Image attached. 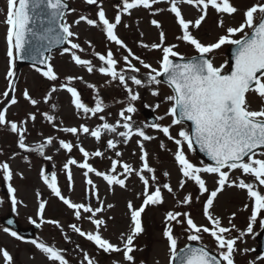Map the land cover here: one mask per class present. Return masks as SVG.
<instances>
[{
	"label": "snow or ice",
	"instance_id": "snow-or-ice-1",
	"mask_svg": "<svg viewBox=\"0 0 264 264\" xmlns=\"http://www.w3.org/2000/svg\"><path fill=\"white\" fill-rule=\"evenodd\" d=\"M161 2H164V0H123L122 12L130 15L131 10L143 7L152 11V14L155 15L167 10L174 14L176 23L181 30V35L177 39L193 46L198 55L185 58L175 50L178 45H165L166 37L162 30V24L160 21L152 19L151 24L157 29H161L159 32L160 42L147 44L141 41L139 46L162 52L161 58L157 61L159 67H153L152 64L135 55L131 48L117 35L116 28L122 22L120 13L115 16L114 22H110L98 0H85L87 5L98 7L97 18L81 15L74 23L78 25L83 21L89 26L100 27L109 42H114L120 48L126 50L127 54L122 57L125 68L120 71H117L119 62L114 58L111 49L107 50L106 55L98 52L94 55L101 62V66L98 68L99 73L110 77L112 80H118L126 89L130 102L126 108L120 110V119L115 123L107 122L106 117L100 115L99 120L103 123L94 130L83 123L79 127L58 128V131L73 136H77L79 133L90 134L97 142L101 140L102 130L116 133L123 138L125 144L133 136H136L139 138L137 145L140 152L139 159L142 162L141 167L136 169L128 163L121 164L120 160H111L109 172L99 171L89 163V158L93 156L103 157L104 153L102 151L89 152L79 143L74 145L71 141L60 139L58 142L59 149L71 153L74 147H78L84 158L83 162L79 164L76 159L69 158L63 165L64 169L67 170L69 186L71 187L72 184V173L69 166L78 164V167L84 170L83 175L86 178L87 185L91 186L89 199L91 196H95L98 206L93 207L90 203H74L70 198L62 195L55 172L49 176L41 170L40 177L51 190V193L59 198L68 209L73 210L77 220L82 219L83 214H88L87 219L95 226L94 231L86 232L73 223L69 227L74 233L92 242L98 250H102L104 253L122 254L124 264H137L133 253L143 249H137L134 241L145 231L141 214L148 206H158L164 203L163 190H167L169 194H172L174 190L170 183L160 184L157 181L156 169L149 165V153L144 142L152 141L156 137L147 134L143 128L134 129L131 124V114L136 112V108L131 101L138 100L140 96L138 92H133L127 81L130 79L132 84L137 86L145 85V81L136 75L140 73L141 69L133 63V60H135L147 70L148 85L166 83L172 89V94L165 98L166 101L171 102V107L165 114L173 117L171 125L152 123L148 127L162 133L167 140L174 142L176 150L173 157L179 166L182 177L178 182L179 189H184L187 182L191 181L198 187L200 195L208 194L203 204V215L209 221L210 227L197 225L190 212H166L163 236L168 242L170 264H235L234 255L238 251L237 241L245 235L253 233L254 224L260 214L264 212V193L259 190L261 186H264V151L259 152V154L256 151L257 149H264V105L258 110H253L247 100L249 93H255L261 101H264V0H260V2L247 8L243 13V22L239 26L227 27L225 34L220 35L215 42L208 44L202 43L196 38L191 29L201 27L202 22L208 15L209 8L215 10L218 14L232 15L236 13L238 9L232 4L231 0H166L169 5L167 9L156 8L153 10V5ZM181 4L194 6L201 14L194 21L187 20L182 14ZM67 7L64 0H7V12L4 22L7 26L6 42L9 68L6 78L8 79L9 89L15 90V65L17 60H31L36 72L40 73L43 78L52 82L59 80L56 71L49 63L50 57L45 55L46 52L51 51L53 44L67 43L70 47H65L63 51L71 54V60L76 65L86 68L88 73L94 71L93 61L84 59L77 54V51H84L80 43L73 42L74 38L78 39V33L72 31L71 24L63 22ZM45 9L50 10V12L46 13ZM72 11H75V9H72ZM37 20L41 25L47 23L48 26L42 28V30H36L33 25ZM218 27H224L222 19L218 21ZM237 34L242 35H240V38H235ZM85 43L91 46L90 41H85ZM224 45L235 46L232 52L234 63L228 71H225L227 62L217 67L208 55ZM176 58H179V61L182 62H177ZM37 65H44L45 67L42 69ZM125 71L135 74L126 78ZM160 77L164 79L161 80ZM82 79L79 76L69 75L66 77L65 82L60 83L58 87L53 83L42 97L43 102L45 104L49 103L54 93L64 90L70 94V102L77 114L97 116L98 113L104 112L106 105L99 94L95 98L94 106H89L83 101L80 92L73 84V81ZM88 87L95 88V85L89 84ZM3 95L8 97L9 92L5 91ZM22 95L34 107L41 102L33 98L27 89L23 91ZM152 95L159 96V90H153ZM16 103L18 101L13 95L11 104L15 105ZM159 106V104L155 105L156 108H159ZM51 107L55 109L56 105L52 104ZM6 112V108L0 110V126L9 127L10 131L17 135L18 148L26 152H38L45 160H51V156L45 155V148L54 143L52 136L47 137L35 147H30L25 142V133L28 131L27 124L29 121H36L37 113H28L23 120L17 122L14 120L9 121L6 118ZM41 115L46 121L55 126L53 115L48 114V112H43ZM158 119L163 120L164 117L161 116ZM121 121L123 122L121 123ZM184 121L191 122V129L182 126L177 135L173 136L170 130L171 127L182 125ZM121 127L124 131L117 132V129ZM118 143V141L108 139L107 148L116 149ZM185 145L189 151L194 150V145H198L199 150L205 153L213 163L204 164L201 162L199 166L194 164L185 152ZM160 148L166 149L163 141L160 142ZM115 155L120 157L122 153L116 152ZM118 165L122 167L123 171L116 174ZM0 170L3 172V179L10 182L13 172L9 164L6 162L0 163ZM234 170H240L242 176L253 177L254 181L258 183L246 182L242 177L230 178V174ZM89 173H95L96 176L102 177L109 186L118 185L121 188H126V181L133 175L138 177L143 184V191L140 194L143 197L142 204L137 208L132 201L127 202V209L130 213V231L120 234L119 243H113L101 234V228L107 225L106 220L98 217L97 214L103 213L105 207L104 202L99 198L98 190L92 179L88 178ZM146 174H151V176L149 177ZM203 174H214L217 177V186L214 190L210 191L208 189ZM163 175L167 177L169 173L164 172ZM21 178H23L22 173ZM153 185H155L154 190H151ZM226 186L246 190L247 196L253 201L246 230L237 229L236 225L232 223L235 213H232L229 217L230 226L225 227L222 225L221 218L214 216L210 211L218 194L222 193ZM8 192L12 194L11 202L13 210H15L18 201L15 197L16 189L12 187L11 183L8 185ZM37 195L39 196L40 193L38 192ZM195 199L199 200V196ZM192 202L193 196L191 193L184 195L183 199L177 200L179 205L190 206ZM46 203V201L41 200L38 205V214L41 221L61 228L62 225L57 220H43ZM113 207L112 204L107 205L108 209ZM248 207L246 204L244 206L245 210ZM109 219H112V217H109ZM31 222L40 227V224H37L35 220ZM172 222L181 225L186 224L185 231L188 233V241H200L202 240V234H209L214 239L218 256L211 254L204 246L193 247L189 244L184 248H178ZM259 222L264 227V218H261ZM8 223L11 224L12 221ZM4 231L9 232L10 230L5 228ZM233 231L239 234L232 236ZM10 234L18 240L22 239L15 231H11ZM30 243L45 254L52 261V264H57V262L58 264H69L57 248L36 239L30 241ZM248 251L250 250L243 249L244 253ZM0 255H2L5 264H14L13 257L7 250H2ZM83 260L86 264H98V261L91 258L86 252ZM112 264H122V262L113 260ZM139 264H144V261H140ZM251 264H254V262H251Z\"/></svg>",
	"mask_w": 264,
	"mask_h": 264
},
{
	"label": "rangeland",
	"instance_id": "rangeland-1",
	"mask_svg": "<svg viewBox=\"0 0 264 264\" xmlns=\"http://www.w3.org/2000/svg\"><path fill=\"white\" fill-rule=\"evenodd\" d=\"M73 4L71 14L67 17V23L72 25V31L78 33V39L74 38L73 42L81 44L84 48L83 52L77 51V54L84 59H91L93 61L94 71L88 73L86 68L76 65L71 60V54L66 53L63 50L54 51L50 54L49 63L56 71L59 80L57 82L48 81L43 78L42 75L36 72L35 68L29 66H19L16 62L15 65V90L8 88V79L6 73L9 68V62L7 57V42L6 33L7 26L5 24L6 12H7V0H0V110L7 109L6 118L9 121H21L25 118L26 114L35 112L37 113V119L35 122L29 121L27 124L28 131L25 133L26 144L30 147L42 143L47 137L52 136L54 143L48 145L45 148V155L51 156V160H45L38 152H26L18 148V137L16 134L10 131L9 127L0 126V163H8L12 172V180L5 181L3 179V172L0 170V252L7 250L13 257L14 264H52L45 254L38 250L30 241L36 239L38 241L45 242L49 246H53L61 251L65 256V259L69 264H86L83 260L84 253L94 260L98 261V264H112L113 260H119L124 264L122 254L117 253H104L102 250H98L97 247L87 239L80 237L79 234L74 233L69 225L75 223L83 231H94L95 226L87 219L88 214H83V218L77 220L73 210L67 208L59 198L55 197L51 190L43 183L40 177V172L43 170L47 175L55 172L57 176L58 186L61 189L62 195L70 198L74 203H90L93 207L98 206V201L95 196H91L89 199V190L91 186L87 185L86 178L83 175L84 170L78 167L79 163L83 162V155L79 152L78 147H74L71 153L66 150L59 149V140L65 139L73 142V144L79 143L86 151L93 152L100 150L104 153L103 157H90L89 163L93 165L99 171L109 172L111 168V160H120L122 163H128L133 168L139 169L142 162L139 159V148L137 145L136 136H133L126 144L123 142V138L116 133H111L102 130L101 140L97 142L90 134L79 133L77 136H73L68 133L58 131L59 127H79L80 124H85L90 129H95L103 121L99 120L100 115L106 117L107 122L115 123L120 119L119 112L122 108H126L129 104V97L126 89L119 83L118 80H112L110 77H106L99 73L98 68L101 66L98 57L94 53L106 55L107 50L111 49L114 53V58L118 60L117 71L125 68L122 57L127 54L125 49L120 48L114 42L105 43L102 39H98V32L100 27H92L81 21L80 24L74 22L81 16H89L95 14L98 11L96 5H87L85 0H69ZM99 4L108 12H113L112 5L116 0H98ZM103 1V2H102ZM107 1V2H106ZM166 1V0H165ZM232 4L238 9V11L232 15L218 14L213 9L209 8L206 19L202 22L199 29L192 28L193 35L198 38L202 43H213L220 36L225 34V30L229 26H239L243 22V13L247 8L253 4L260 2V0H231ZM123 3V0H117V7ZM182 14L187 20H195L201 14L197 8H192L187 4H181ZM169 5L167 2L162 4L153 5V10L156 8L167 9ZM116 13V10H115ZM131 18L126 22L127 27H121L123 32L120 33L121 39L131 48L132 52H140L147 59L144 60L153 67H159L157 61L161 58L162 52L159 50H150L141 47L142 51L136 50L141 41L143 43H159V32L161 29H157L151 24L152 19H156L161 22L162 30L165 33V45L176 44L178 47L175 49L182 56L197 54L194 47L178 40L177 37L181 35V30L176 23L174 14H171L167 10L163 12L152 14V11L145 10L143 7L133 9L130 12ZM222 19L224 21V27H218V21ZM133 23H137L134 24ZM133 26H128V25ZM119 31V28H118ZM247 31V29H246ZM237 34L235 38H240ZM103 38H105L103 36ZM85 41H90L89 46ZM230 45H224L220 49L215 50L209 55L215 66L219 67L227 62L225 71L229 69L227 52ZM70 47V45H69ZM136 67L141 69L139 74H136L138 78L145 81L144 86H137L132 84L129 79L128 86L133 92H138L140 98L136 101H131L136 108V112L132 113L131 124L134 129L143 128L144 131L156 139L152 141H145L146 150L149 153V165L156 169L157 181L160 184L170 183L173 187V193L169 194L167 190H163L164 203L158 206H148L141 214L144 233L136 238L134 244L137 250L133 253L136 258L137 264L140 261H144V264H170V252L168 249V242L163 236L165 228V214L168 211H187L190 212L191 217L197 223V225L211 226L207 218L203 215V204L206 200L207 193L200 195L198 187L191 181L187 182L184 189H179L178 182L180 181L181 174L179 172V166L174 161L173 153L176 150L174 142L167 140L162 133L148 127L150 125L147 122L145 114L147 112H153L157 118V123L162 125H171L173 119L170 115H165L168 109L171 107V102L166 101V97L172 94V90L164 83L160 85H148L146 71L138 62L133 60ZM126 78L135 74L130 71L124 72ZM79 76L82 80L73 81L74 86L80 92L82 99L89 106H94L95 98L97 94L103 99L106 105L104 112L98 113L97 116H84L82 113L77 114L73 105L70 102V94L64 90L57 91L52 95V99L49 103L45 104L42 97L49 90L50 86L55 83L57 87L60 83H64L67 76ZM162 80V77H160ZM95 85V88H89L88 85ZM27 89L29 94L41 101L37 106H32L28 101L23 98V91ZM159 90V96H153V90ZM169 89V90H168ZM9 92V96L5 97L3 93ZM15 96L18 103L11 104V97ZM247 100L253 110H258L264 101L255 94L249 93ZM52 104L56 105V108L51 107ZM159 104V108L155 105ZM48 112V114L55 117V126L52 123L46 121L41 113ZM127 114V113H126ZM163 116V120L158 118ZM123 121H121L122 123ZM177 126V127H176ZM185 127L190 130L186 124L174 125L171 127V133L176 136L181 127ZM124 131V129L118 128L117 132ZM113 139L118 141L116 149L107 148V140ZM163 141L166 145V149L160 148V142ZM187 148V146L185 145ZM11 149V150H9ZM13 150V151H12ZM264 151V149L257 150V153ZM116 152H121L122 156L117 157ZM188 158L196 165H200L201 162L209 164L203 160L195 148L192 151L185 149ZM135 153V154H134ZM69 158L77 160V165H70V171L72 173V184L69 186L67 179V170L63 165ZM123 169L118 165L116 174L122 172ZM164 172H168L169 175L165 177ZM21 173L23 178H21ZM149 177L151 174H146ZM242 177L246 182H253L254 178L251 176H242L240 170H234L230 174V178L236 179ZM92 179L96 189L99 193V198L104 202L105 211L98 213L97 216L106 220V227L101 228V234L109 239L113 243H119V237L122 232L130 231V213L127 209V202L132 201L135 207H139L143 202V197L140 195L143 191V184L135 175L128 178L126 181L127 187L121 188L118 185L109 186L102 177H98L95 173H89V177ZM203 178L206 180V186L208 189L214 190L216 188L217 177L214 174H203ZM11 183L12 187L16 189L15 197L18 203L13 210L11 198L12 194L8 192V185ZM151 183V180H150ZM153 185L151 190H154ZM259 190L264 193V186H261ZM40 193L38 196L37 193ZM191 193L193 196V202L190 206L179 205L178 199H183V196ZM199 196V200L195 197ZM41 200L46 201V208L43 214V220L47 221L57 220L62 225L61 228H57L53 224L45 223L41 221L38 214V205ZM253 201L247 196L246 190H241L235 187H225L224 191L218 194V197L214 201V206L210 211L214 216H218L222 220V225L229 227V217L232 213H235V218L232 223L236 225L237 229L246 230L251 215V207ZM114 205L113 208L108 209L107 205ZM248 205V209L245 210L244 206ZM14 211L15 215L23 226H30L35 220L41 225L40 230L34 239H16L11 236L9 232H5L7 228L2 223L4 218L9 212ZM112 217V219H109ZM264 218V212L260 214L257 222L254 224L253 233L245 235L241 240L237 241L238 251L234 255L235 264H264V259L259 256L255 249L258 246L259 232L262 230L259 220ZM173 233L178 241V248L189 242L187 240L188 233L185 231L186 224H176L172 222ZM239 233L233 231L232 236H236ZM67 237V238H66ZM211 250L218 253L214 239L209 234H202V240L197 241ZM79 245V247H77ZM243 249H249L247 253L243 252ZM0 264H5L2 255H0ZM58 264V262H57Z\"/></svg>",
	"mask_w": 264,
	"mask_h": 264
},
{
	"label": "water",
	"instance_id": "water-1",
	"mask_svg": "<svg viewBox=\"0 0 264 264\" xmlns=\"http://www.w3.org/2000/svg\"><path fill=\"white\" fill-rule=\"evenodd\" d=\"M64 3L66 4V2L64 1ZM67 6H68V4H66ZM70 10V7L68 6L66 9H65V13L67 12V11H69ZM45 12L47 13V12H50V10H47V9H45ZM48 25H47V23H45L44 25H41L40 24V22H39V20H37L36 22H35V24L33 25V27L36 29V30H42V28H46ZM66 46V43H64V44H59V45H57V44H53L52 45V47H51V51H53V50H55V49H57V48H63V47H65ZM233 49H234V47L232 48V50H231V52H230V55H231V58H232V52H233ZM50 51V52H51ZM50 52H46L45 53V55L46 56H48L49 55V53ZM233 60V59H232ZM21 64H32L33 65V63H32V61L31 60H18ZM38 67H41V68H44L45 66L44 65H37ZM8 220H10V218H8ZM15 228H17L18 229V226L16 225V223H11ZM262 243H263V246H262V250L264 251V232H263V234H262ZM191 246H193V247H199V246H195V245H191Z\"/></svg>",
	"mask_w": 264,
	"mask_h": 264
}]
</instances>
